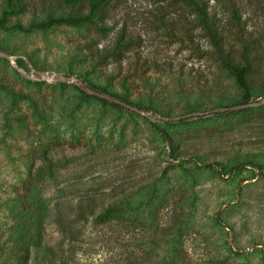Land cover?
I'll use <instances>...</instances> for the list:
<instances>
[{
	"label": "rangeland",
	"instance_id": "1",
	"mask_svg": "<svg viewBox=\"0 0 264 264\" xmlns=\"http://www.w3.org/2000/svg\"><path fill=\"white\" fill-rule=\"evenodd\" d=\"M223 59L248 60L249 101ZM45 155L68 163L43 199L139 218L91 216L75 243L49 224L73 249L50 264H264V0H0V203ZM7 221L0 206V264Z\"/></svg>",
	"mask_w": 264,
	"mask_h": 264
},
{
	"label": "trees",
	"instance_id": "2",
	"mask_svg": "<svg viewBox=\"0 0 264 264\" xmlns=\"http://www.w3.org/2000/svg\"><path fill=\"white\" fill-rule=\"evenodd\" d=\"M66 6H75L85 1L93 0H56ZM59 22H72L70 19L50 20L46 25ZM222 65L234 77L237 86L243 92L245 101H249L250 91L248 84V74L251 70L247 59L244 64H236L232 60L223 59ZM87 89L97 95L99 100L106 102L99 94H107L109 98L123 102L130 108L135 106L122 96L109 92L105 87L87 83ZM141 109V108H138ZM63 159H53L47 155L38 166L29 165L26 177L22 181V189L16 190L14 195L2 198L0 203L5 216L10 222L6 225L3 232H6L4 243H9L10 250L3 256L2 264H36L37 261L47 264L61 260L66 263L71 259L72 248L64 250L59 245H52L44 241V234L49 224H55L57 230L65 235L71 243L78 241L84 234V226L89 218L93 216L96 223H113L122 230L130 226L139 218L133 216L123 204H115L114 201L108 202L102 207L101 211L94 214L95 208L105 201L101 195H78L66 197L59 195L52 199H43L45 186L43 183L47 179H56L57 171L67 165ZM2 233V232H1ZM1 247V246H0ZM115 264H143L136 256L118 255ZM9 259L12 262H9Z\"/></svg>",
	"mask_w": 264,
	"mask_h": 264
},
{
	"label": "water",
	"instance_id": "3",
	"mask_svg": "<svg viewBox=\"0 0 264 264\" xmlns=\"http://www.w3.org/2000/svg\"><path fill=\"white\" fill-rule=\"evenodd\" d=\"M99 96L104 97V98H106V99L109 98V96H108L107 94H103V95H102V94H99ZM111 99H114V98H111ZM114 100H115V99H114Z\"/></svg>",
	"mask_w": 264,
	"mask_h": 264
}]
</instances>
